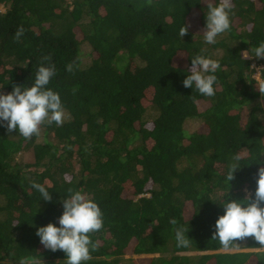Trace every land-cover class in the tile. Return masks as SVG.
Masks as SVG:
<instances>
[{
    "label": "trees",
    "instance_id": "1",
    "mask_svg": "<svg viewBox=\"0 0 264 264\" xmlns=\"http://www.w3.org/2000/svg\"><path fill=\"white\" fill-rule=\"evenodd\" d=\"M232 3L230 30L208 44L204 0H0V93L30 87L50 55L47 87L69 116L31 139L0 124V264H66L36 231L59 226L69 189L103 212L84 264H264L253 237L212 239L224 203L254 198L264 167V58L252 53L264 0ZM197 55L220 62L212 97L183 86Z\"/></svg>",
    "mask_w": 264,
    "mask_h": 264
},
{
    "label": "clouds",
    "instance_id": "2",
    "mask_svg": "<svg viewBox=\"0 0 264 264\" xmlns=\"http://www.w3.org/2000/svg\"><path fill=\"white\" fill-rule=\"evenodd\" d=\"M152 0H148L151 4ZM207 5L206 26L204 40L208 44H215L217 37L231 28L230 14L233 9L232 0H219L215 5L210 0H204ZM24 34L21 26L15 33L18 41ZM188 34V26L184 25L179 30L180 37ZM256 58H264V42L252 50ZM244 57H248L243 53ZM45 63L38 67L34 83L27 88L20 85L13 86L11 92L0 93V124H4L9 133L19 132L25 139L39 135L41 126L55 123L62 126L69 118L62 103L59 93L47 86L57 71L51 56L43 57ZM27 66V65H23ZM68 71H73V65L66 66ZM221 68L219 60L203 55L192 58L189 74L183 80L185 88L193 87L199 94L207 97L215 95L214 84L217 81L215 73ZM259 91L264 95V82H261ZM237 160L240 157H236ZM238 166L233 165L228 175V180L234 178V171ZM254 198L245 197L246 202L232 199L224 203V214L215 222L213 240H219L224 248H229L234 241L253 237L255 241L264 246V167L258 169ZM32 187L36 189L43 200L51 201L52 195L48 189L35 181ZM71 195L63 199V213L58 218L59 226L49 222L40 226L36 235L41 244L51 251H63L66 254V264H84L89 261L91 251L96 250L98 244L93 242L90 234L100 231L104 227L103 212L94 199L82 191L69 189ZM173 225L176 220L170 221ZM183 228L176 230V241L180 247H187L190 243L185 236ZM21 264H24L22 261Z\"/></svg>",
    "mask_w": 264,
    "mask_h": 264
},
{
    "label": "rangeland",
    "instance_id": "3",
    "mask_svg": "<svg viewBox=\"0 0 264 264\" xmlns=\"http://www.w3.org/2000/svg\"><path fill=\"white\" fill-rule=\"evenodd\" d=\"M255 77L258 79V81L261 83L262 82V80H261V78H260V71L257 69V73H256V75H255ZM142 257H149V256H142Z\"/></svg>",
    "mask_w": 264,
    "mask_h": 264
}]
</instances>
